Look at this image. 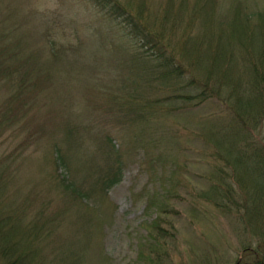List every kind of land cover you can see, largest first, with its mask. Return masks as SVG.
Returning a JSON list of instances; mask_svg holds the SVG:
<instances>
[{"label": "trees", "instance_id": "16d2710c", "mask_svg": "<svg viewBox=\"0 0 264 264\" xmlns=\"http://www.w3.org/2000/svg\"><path fill=\"white\" fill-rule=\"evenodd\" d=\"M87 1L136 43L138 52L132 65L141 69L139 59L146 69L144 74L135 71V77L147 76V88H152L153 82L163 84V95L157 91L151 98L137 83L126 98L105 93L104 103L91 104L94 110L101 108L102 118L113 114V121L125 124L129 156L141 148L150 179L163 178L158 180L163 190L145 195L146 213L153 211L155 217L144 224L146 235L139 242L137 263L165 264L170 259L162 222L172 210L169 203L179 183L181 165L158 147L166 139L153 134L164 130L170 119L176 126L178 121L189 124L193 136L204 144L203 156L209 165L203 176L205 186L189 194L234 217L243 232L251 235L241 239L239 257L233 264H264V8L247 10L241 0H233L229 13L215 20L211 0H198L191 13L181 1L172 6L170 0L159 11L150 9L145 0L135 5L132 0ZM51 43L50 51L57 56V47ZM31 58L0 43V82L13 86L0 106V136L19 122L21 111L25 114L32 104L31 94L39 89L43 73L27 63ZM70 118L57 115L55 119L63 121L54 128L41 125L37 133L48 135L53 147L52 176L63 195L58 208L50 211L51 200L41 198L31 210L28 196L15 202L6 193L7 183H0V264H84L88 241L61 232L68 211L78 206L70 222L82 217L87 226L94 215L85 202L89 198L100 207L106 197L115 211L107 190L120 179L126 160L125 151H119L109 135L96 136L95 151L81 155L85 174L80 180L57 172L60 166L73 170V155L86 149L84 129ZM98 152L102 160L93 162Z\"/></svg>", "mask_w": 264, "mask_h": 264}, {"label": "rangeland", "instance_id": "374dc122", "mask_svg": "<svg viewBox=\"0 0 264 264\" xmlns=\"http://www.w3.org/2000/svg\"><path fill=\"white\" fill-rule=\"evenodd\" d=\"M119 1L126 3L128 0ZM137 1L132 0L134 5ZM168 1L145 0L153 11H159ZM171 1H174L170 3L172 6L181 1L182 6L188 8L187 13H191L198 2ZM211 1L216 20L229 13L233 0ZM241 1L247 10L264 8V0ZM183 18L185 20L186 16ZM113 21L87 0H0V43H6L10 51H16L21 57L32 56L27 63L43 73L39 89L37 87L36 93L31 94L32 104L26 113L22 110L19 122L0 136V183H7L6 193L10 199L21 202L28 196L31 210L41 198L51 200L50 211L61 205L63 195L52 176L53 147L48 143V135L37 134L41 125L54 128L63 121L55 119L57 115L71 117V121L84 129L86 147L73 155L76 167L69 171L60 166L59 174L80 180L85 174L81 155L86 157L95 151L96 136L109 135L118 150L125 151L126 161L120 179L107 190V196L116 205L115 211L112 212L106 197L101 199L100 207L91 197L85 201L94 212L93 219L88 218V226L83 224L82 217L75 223L70 222L77 215L78 206L70 208L62 225V234L88 241L84 264H138L139 242L146 235L144 224L155 217L153 211L146 213V192L163 190V184L158 182L162 176L150 179L146 160L142 161V149L137 148L129 156L125 124L113 121V114L104 119L100 116L101 108L91 107L92 102H101L105 93L126 98L137 83H141L139 86L151 98L158 92L163 95L160 91L163 84L153 82V87L147 88V76L135 77V71L144 74L146 69L139 59L141 69L132 65L137 45ZM49 41L57 47V56L50 51ZM5 84V80L0 82V106L13 92V86ZM167 100L180 105L175 100ZM165 126L164 130L153 133L156 138L161 135L166 139L161 140L158 147L181 165L179 183L169 203L172 210L162 222L166 253L170 256L165 264H206L207 260L210 264H233L239 257L241 239L251 235L243 232L242 224L234 217L189 194L194 195L205 186L203 176L209 165L204 144L193 136L189 124L184 126L178 121L176 126L167 119ZM261 133L264 141V129ZM91 160H102L99 152ZM252 240L255 242V237Z\"/></svg>", "mask_w": 264, "mask_h": 264}]
</instances>
